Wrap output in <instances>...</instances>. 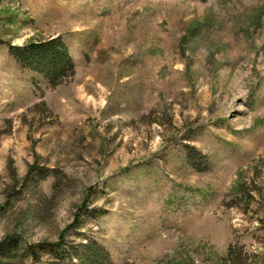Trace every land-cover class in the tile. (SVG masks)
<instances>
[{
	"label": "rangeland",
	"instance_id": "374dc122",
	"mask_svg": "<svg viewBox=\"0 0 264 264\" xmlns=\"http://www.w3.org/2000/svg\"><path fill=\"white\" fill-rule=\"evenodd\" d=\"M57 37L75 72L56 86L11 55ZM7 236L264 264V0H0Z\"/></svg>",
	"mask_w": 264,
	"mask_h": 264
},
{
	"label": "trees",
	"instance_id": "16d2710c",
	"mask_svg": "<svg viewBox=\"0 0 264 264\" xmlns=\"http://www.w3.org/2000/svg\"><path fill=\"white\" fill-rule=\"evenodd\" d=\"M10 52L15 60L44 75L52 86L74 75V63L58 37L30 42L23 47H13ZM19 246L16 238L5 237L0 241V257L10 263L29 256L34 263H40L41 253L50 252L51 259L41 264H112L106 250L96 242L71 245L61 237L55 243L29 245L23 252L19 251ZM230 259L233 264L239 263V256L234 251L230 254Z\"/></svg>",
	"mask_w": 264,
	"mask_h": 264
}]
</instances>
